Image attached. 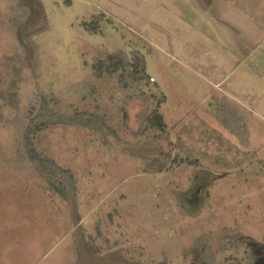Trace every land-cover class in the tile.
Wrapping results in <instances>:
<instances>
[{
    "label": "rangeland",
    "instance_id": "rangeland-1",
    "mask_svg": "<svg viewBox=\"0 0 264 264\" xmlns=\"http://www.w3.org/2000/svg\"><path fill=\"white\" fill-rule=\"evenodd\" d=\"M228 1L0 0V264H252L264 252V0ZM116 53L145 68L140 90L120 72L94 77ZM41 98L118 136H37L73 173L69 200L27 154ZM154 109L167 129L141 136ZM222 109L232 135L212 121Z\"/></svg>",
    "mask_w": 264,
    "mask_h": 264
},
{
    "label": "trees",
    "instance_id": "trees-1",
    "mask_svg": "<svg viewBox=\"0 0 264 264\" xmlns=\"http://www.w3.org/2000/svg\"><path fill=\"white\" fill-rule=\"evenodd\" d=\"M87 28L92 32H97V25L95 23ZM23 41L28 42V40ZM139 68L140 66L135 65L124 53L106 54L100 56L97 60L94 66V77L101 79L105 75L114 76L120 72L118 81L121 86L140 90L147 75L145 74V68H142V72L138 71ZM124 119L125 121L128 120L127 115L124 116ZM59 125L77 126L82 129L93 130L105 139L106 131H109L115 137L118 136L115 130L108 126L105 117L89 111L75 113L73 116H65L56 111L48 99L41 98L40 105L33 109L29 117V123L25 131L24 140L27 147V154L39 175L47 181L50 188L63 199L69 200L70 196L76 192V182L73 173L70 170L60 167L54 159L39 152L35 146V139L40 133ZM166 129L167 124L164 115L160 113L159 109H154L144 120L140 135L143 136L150 130L165 132ZM157 162L156 160L155 163L150 165L155 167L158 164ZM180 162L181 164H199V161L196 159H182ZM202 264H207L205 257Z\"/></svg>",
    "mask_w": 264,
    "mask_h": 264
},
{
    "label": "crops",
    "instance_id": "crops-1",
    "mask_svg": "<svg viewBox=\"0 0 264 264\" xmlns=\"http://www.w3.org/2000/svg\"><path fill=\"white\" fill-rule=\"evenodd\" d=\"M222 1V3H224L226 6L227 5H233V2H230V1H228V0H221ZM231 7H233V6H231ZM231 10L233 11L234 10V8H231ZM246 10H248L249 12H250V9H247L246 8ZM226 26V28L227 29H229V27L227 26V25H225ZM245 30V29H244ZM223 111H224V115H226V116H223V113L222 114H220L219 112V116L217 115V116H214L213 117V119H212V121L214 122V120L215 119H218V122H219V124L221 125V128L225 131V132H227L228 134H231L232 135V132H231V128H230V125H232V123H233V120H235L236 121V119L233 117V115L230 113V112H225V109H222ZM200 117V116H199ZM206 118L207 117H200V119H201V122L202 123H205V124H207V125H210V127H212V125H211V123L210 122H206ZM205 119V120H204ZM180 120H181V118H180ZM235 144V143H234Z\"/></svg>",
    "mask_w": 264,
    "mask_h": 264
},
{
    "label": "flooded vegetation",
    "instance_id": "flooded-vegetation-1",
    "mask_svg": "<svg viewBox=\"0 0 264 264\" xmlns=\"http://www.w3.org/2000/svg\"><path fill=\"white\" fill-rule=\"evenodd\" d=\"M252 264H264V252H262V254L260 252L258 257L254 260Z\"/></svg>",
    "mask_w": 264,
    "mask_h": 264
},
{
    "label": "water",
    "instance_id": "water-1",
    "mask_svg": "<svg viewBox=\"0 0 264 264\" xmlns=\"http://www.w3.org/2000/svg\"><path fill=\"white\" fill-rule=\"evenodd\" d=\"M112 264H126V263H122V262H115V263H112Z\"/></svg>",
    "mask_w": 264,
    "mask_h": 264
}]
</instances>
